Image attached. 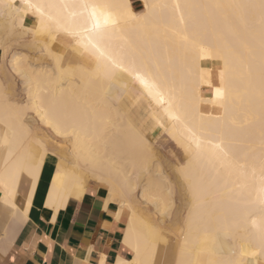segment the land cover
Returning a JSON list of instances; mask_svg holds the SVG:
<instances>
[{
	"label": "bare ground",
	"instance_id": "bare-ground-1",
	"mask_svg": "<svg viewBox=\"0 0 264 264\" xmlns=\"http://www.w3.org/2000/svg\"><path fill=\"white\" fill-rule=\"evenodd\" d=\"M139 1L141 11L132 0H0V184L12 194L24 174L36 184L44 173L34 116L65 142L51 205L83 196L96 179L130 209L133 258L117 264H264L262 0ZM84 3L102 6L98 30ZM30 16L29 49L48 61L14 51L6 65L7 44L28 33L19 27ZM155 128L184 156L175 168L189 210L176 239L131 205L138 190L147 202L173 201L147 136Z\"/></svg>",
	"mask_w": 264,
	"mask_h": 264
},
{
	"label": "crops",
	"instance_id": "crops-1",
	"mask_svg": "<svg viewBox=\"0 0 264 264\" xmlns=\"http://www.w3.org/2000/svg\"><path fill=\"white\" fill-rule=\"evenodd\" d=\"M57 157L47 154L36 184L26 174L12 194L0 184V264L129 262L128 209L109 199L105 183L91 179L83 196L72 195L58 209L49 203Z\"/></svg>",
	"mask_w": 264,
	"mask_h": 264
},
{
	"label": "rangeland",
	"instance_id": "rangeland-1",
	"mask_svg": "<svg viewBox=\"0 0 264 264\" xmlns=\"http://www.w3.org/2000/svg\"><path fill=\"white\" fill-rule=\"evenodd\" d=\"M132 3L134 7L136 6L135 9L136 10L138 9L137 11H141L143 9V4L139 0H132ZM136 3L137 5H135ZM33 26H34L33 18L30 16L25 21L24 24L25 28L19 27L20 31H25V29H28L27 30L28 33L23 38L19 40H13L7 44V51H6L7 53H5V55H7L5 57V61H7L6 65L9 64V60H10L9 57L10 55H12L14 51H23L27 55L29 63L35 62V64H42L43 62L48 61V57L44 55L43 51L41 50L32 51L29 49V45L34 39L33 33L31 31V29H33ZM2 58H4V51L0 50V63L2 61ZM11 80L14 83L13 93L14 96H16L17 102L19 101L20 105L28 103L29 96L27 94L28 92L26 91V85L23 83L22 78H19L16 75H14L11 77ZM32 117L34 118V116L28 117L30 118L28 119V124L30 126H33L32 127L33 129L35 128L34 131L37 132V133L35 132V134L38 137H40L41 135L42 139L45 140L43 141L42 139L41 140L38 139L37 140L38 143L40 144L41 141L42 143L44 142L45 144L43 145L47 147L48 153H52L56 156H58L57 153H61V152L63 153L65 142L53 136L50 132H48L47 126L42 125L41 123L35 121V118L32 121L31 120L33 119ZM30 120L32 122H30ZM32 123H35V125H33ZM147 134H148L147 136L151 141V144L153 145L152 147H154L153 148L154 154L156 155L154 159V163L160 164L159 171L161 169L162 174L164 176H167L168 180L170 179L169 181L172 184V186L174 184L173 194L171 197L172 198L171 200L173 201L172 203L170 202L172 206L168 203L169 201L168 202L166 201V205L168 204L169 207L168 205L162 206V203L164 204L165 202L164 201L161 202L162 201L161 199H160L161 203L158 202L155 204L154 203L155 199L158 200L159 198H154V197L153 199H151L153 203H150L151 201L147 202L144 199L141 200L142 197L139 190H138L139 192L137 191L138 194L136 192L134 194L135 196L132 197L131 205L132 207L136 208L135 209L136 212L138 213L141 212V214L144 215L146 218H150L154 220L155 223H157V225L160 226V228L162 227L161 230L162 232L164 230L165 233L164 232L163 233L165 235L169 234L168 236L172 239L180 238V235L182 236L185 229L186 217L189 210V204H188L189 192L187 191V189L183 184H180L181 181L177 176L175 167H179L184 162V156L182 151L170 139L165 137L161 129L155 128L153 133H147ZM38 143H36L37 147H39L42 144L41 143L39 145ZM147 183L148 181L146 179L143 184H147ZM123 207L128 209V215H129L131 212L130 209L125 205H123L122 208ZM162 208H166V209L164 212L161 213L160 211H162Z\"/></svg>",
	"mask_w": 264,
	"mask_h": 264
},
{
	"label": "snow or ice",
	"instance_id": "snow-or-ice-1",
	"mask_svg": "<svg viewBox=\"0 0 264 264\" xmlns=\"http://www.w3.org/2000/svg\"><path fill=\"white\" fill-rule=\"evenodd\" d=\"M81 7L87 11L88 9H91L90 13V18L93 20V29L98 30L101 27V22H100V16L103 15V12H98V9L102 8L101 5H96V4H88L84 3L81 5ZM262 7H264V0H262ZM109 19L105 18L104 19V24L107 25L109 23Z\"/></svg>",
	"mask_w": 264,
	"mask_h": 264
}]
</instances>
